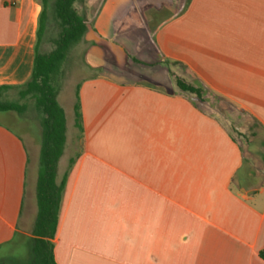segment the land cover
<instances>
[{
    "label": "crops",
    "instance_id": "crops-1",
    "mask_svg": "<svg viewBox=\"0 0 264 264\" xmlns=\"http://www.w3.org/2000/svg\"><path fill=\"white\" fill-rule=\"evenodd\" d=\"M39 13L37 0H0V86L29 79ZM152 42L154 59H129L145 73L85 53L93 73L76 86L80 147L60 177L55 264H264V0H189ZM206 98L250 117L253 143ZM40 148L0 122V264L14 244L32 253Z\"/></svg>",
    "mask_w": 264,
    "mask_h": 264
},
{
    "label": "rangeland",
    "instance_id": "rangeland-1",
    "mask_svg": "<svg viewBox=\"0 0 264 264\" xmlns=\"http://www.w3.org/2000/svg\"><path fill=\"white\" fill-rule=\"evenodd\" d=\"M188 2L189 0H80L74 4V10L87 24V31L82 40L69 50L56 76L57 102L65 113L67 139L56 167V177L59 180L69 159L80 147L78 132L71 126L74 118L72 102L77 84L84 76L93 73L83 64L87 50H91V55L103 70L111 68L126 73H145L147 68L138 67L129 59H154L152 38L155 30L184 10ZM103 7L105 11L97 21V14ZM96 27L102 32V36L96 33ZM90 42L95 43V46L90 45ZM5 98L7 101L18 102L24 108L19 113H0V122L15 133L25 138L29 136L41 144L42 114L34 108L33 102L27 98L21 99L18 89L8 91ZM205 100L211 102L215 116L239 139L243 147L253 143L252 134L258 133V128L250 117L223 101L209 98ZM39 168L40 160L39 163L35 161L30 165L29 172L36 173ZM3 253L12 264H29L28 261L33 258V254L18 243L5 249Z\"/></svg>",
    "mask_w": 264,
    "mask_h": 264
},
{
    "label": "trees",
    "instance_id": "trees-1",
    "mask_svg": "<svg viewBox=\"0 0 264 264\" xmlns=\"http://www.w3.org/2000/svg\"><path fill=\"white\" fill-rule=\"evenodd\" d=\"M40 13L37 20L32 72L23 85L0 86V113H19L23 106L7 101L6 94L18 89L21 99H29L42 114V141L40 168L36 183L37 213L33 229L30 264H55L53 239L58 224L60 203L66 181V172L56 180L57 163L66 142L65 115L56 100V76L67 58L69 50L77 45L87 31V24L73 6L80 0H37ZM177 87L201 99L202 89L176 79ZM32 104V103H31ZM74 126L81 132V115L77 90L73 105ZM264 260V252L259 253Z\"/></svg>",
    "mask_w": 264,
    "mask_h": 264
}]
</instances>
